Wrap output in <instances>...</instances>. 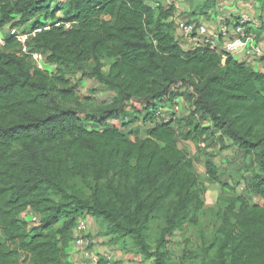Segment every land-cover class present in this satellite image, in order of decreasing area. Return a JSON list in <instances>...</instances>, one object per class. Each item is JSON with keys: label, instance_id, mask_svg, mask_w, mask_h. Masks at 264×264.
<instances>
[{"label": "trees", "instance_id": "16d2710c", "mask_svg": "<svg viewBox=\"0 0 264 264\" xmlns=\"http://www.w3.org/2000/svg\"><path fill=\"white\" fill-rule=\"evenodd\" d=\"M165 1L67 0L52 9L54 0H0V30L12 24L33 32L44 25L38 17L63 23L29 43L48 54L55 74L20 56L12 37L0 47V264H22L23 255L28 264H67L86 214L109 223L150 264H170L171 238L208 205L179 142L194 144L209 180L220 182L214 159L229 140L250 155L252 175L245 195L229 194L201 264H264V74L208 47L184 51L174 35L176 10ZM75 71L113 92L112 103L83 108L67 79ZM180 96L189 111L178 122L149 126L155 110ZM130 119L145 125V138L129 131ZM78 182L89 197L72 191ZM28 207L39 226L20 219ZM159 220L164 228L152 248L149 229Z\"/></svg>", "mask_w": 264, "mask_h": 264}, {"label": "rangeland", "instance_id": "374dc122", "mask_svg": "<svg viewBox=\"0 0 264 264\" xmlns=\"http://www.w3.org/2000/svg\"><path fill=\"white\" fill-rule=\"evenodd\" d=\"M56 6L60 7L65 0H56ZM215 7L210 6L203 8L206 0H182V5L185 7L177 8L178 2H172L169 7L174 6L176 13L181 18L186 15H191L192 18H186L190 24L202 25L205 21L209 22L211 17L208 15L209 12L214 11L216 6H220L223 1L228 0H215ZM184 6V5H183ZM186 8V9H185ZM190 10L189 13L184 11ZM222 23H227L226 18L229 14L227 9H220ZM229 17V16H228ZM62 18V15L58 16ZM238 20V19H236ZM240 20V19H239ZM231 24V23H229ZM32 25H29L31 28ZM7 33V29L5 30ZM46 58V57H45ZM95 65L90 64L86 72L90 74ZM105 69V67H104ZM55 70V69H54ZM50 65L43 67V71L53 72ZM51 74V73H50ZM67 79L72 85H75L78 92V98L81 106L88 111H94L102 107H106L112 103L113 97L109 90L103 87H96L94 82L96 79L89 76H84L82 72L75 71L72 75H68ZM93 81L89 86L86 82ZM79 88V89H78ZM186 91L185 88L182 90ZM129 131H133L140 138H145L147 134L146 127L143 123H131ZM205 128L210 127L209 122L203 124ZM179 148L183 150L194 163L195 172L199 177L200 187L203 190V195L207 200V206L199 213L196 214V220L193 223L185 224L179 228L175 235L171 238L168 245L169 249V262L182 263V264H201L202 263V251L204 246L215 236L219 226L222 222L220 215H223L224 209L229 205L228 199L231 196L245 195V180L252 175L253 162L250 155L246 154L245 151H240L232 141H228V149L218 155L214 162L219 169L220 182L210 181L206 170L205 160L197 151L194 144L179 142ZM250 170H248V169ZM82 189L84 196L90 195V190L82 182H78L72 189ZM229 188L230 193L226 191ZM251 204H261L258 198H252L248 201ZM87 216H90L87 214ZM98 228V236L102 239L108 240V244L114 246L116 250V261L121 264H150L148 261L143 259L137 254L134 245L129 239L118 240L116 235L112 232L109 223L102 220L95 221ZM63 221L60 223L62 226ZM164 228V221H154L151 224L148 234V243L152 248H155L156 243L160 237V232ZM118 252L121 253L118 254ZM214 254V253H213ZM103 257V256H102ZM29 258L26 255L22 257V264H28Z\"/></svg>", "mask_w": 264, "mask_h": 264}, {"label": "built area", "instance_id": "2783aa9c", "mask_svg": "<svg viewBox=\"0 0 264 264\" xmlns=\"http://www.w3.org/2000/svg\"><path fill=\"white\" fill-rule=\"evenodd\" d=\"M67 1V0H65ZM149 5L156 7L157 5L149 2ZM247 16L243 15L241 22L231 26L226 22L223 23L217 32H213L203 25L190 24L187 21H172L174 24L175 39L181 45L184 42L192 43L196 49L211 48L217 50L224 58L236 57L238 54H246L248 58L251 56H263L264 49L256 42L254 36L248 34L246 30ZM63 25L62 22L55 21L53 23H45L43 27L33 31L24 32L19 28L13 27L12 24L5 29L0 30V47L3 48L7 44V37H12L19 45V55L31 57L35 66L43 71L46 64L49 65L47 56L44 52L31 51L29 48L30 41L37 34L43 31H49L52 28H59ZM65 29L72 28L71 24H65ZM7 29V33L6 30ZM46 57V58H45ZM189 111V105L183 96L177 97L172 104L160 107L152 114V120L149 121V126L152 124H173L178 122ZM23 222H26L29 227H37L40 224V215L37 214L31 207H28L20 216ZM83 251L91 250L96 241L89 234V223L84 215L81 216L72 240ZM106 264H121L116 261L114 254L106 253L104 256ZM100 258L94 257L90 264H98Z\"/></svg>", "mask_w": 264, "mask_h": 264}, {"label": "crops", "instance_id": "0c3cea01", "mask_svg": "<svg viewBox=\"0 0 264 264\" xmlns=\"http://www.w3.org/2000/svg\"><path fill=\"white\" fill-rule=\"evenodd\" d=\"M172 2H178L179 4L177 8L185 7L186 5H182V0H167L164 2V6L166 8H169V5H171ZM56 3H58L56 0H54V3L52 5V9H57L58 6H56ZM205 3V2H204ZM174 8V6H171ZM220 9H227L229 11V14L227 13L226 21L227 24L231 23V26L237 25L241 22V18L243 15L247 16V22H246V30L249 35L254 36L256 39V42L262 46L264 49V2H260L258 0H228L223 1L220 6H216L214 11H211L208 13V15L211 17V20L209 22L205 21L202 25L209 28L213 32H217L220 28V26L223 24L221 21V14ZM186 9V8H185ZM185 13H189L190 10L184 11ZM62 15V14H61ZM60 16V14L58 15ZM192 18V16L186 15L183 18L178 13H175L174 18L172 21H187L186 18ZM17 20L20 19V17H16ZM238 19V20H236ZM240 19V20H239ZM39 24H45L46 21L43 17H38L36 20ZM181 48L186 52H191L196 50V47L192 43L184 42L181 45ZM46 54V53H45ZM48 57V54H46ZM236 59L240 60L242 63H245L248 67H250L254 72L256 73H262L264 74V55L263 56H251L248 58L246 54H238L235 57ZM49 63V62H48ZM49 65L52 67V70H56L57 66L54 64ZM54 70V71H55ZM105 73L109 72V67L105 66L104 69ZM50 73H53L52 71ZM93 81L86 82V85L89 86ZM96 84V87H103L98 82H94ZM111 96L114 98L115 94L113 92H110ZM191 144V143H190ZM88 223H89V234L94 237L96 244L94 247L89 250L88 252H85L82 250V248H79L76 246L75 243L71 242L66 250L67 254V264H90L91 259L94 257L101 258L106 253L111 252L114 254L115 259L117 254L116 250L114 249V246L108 244V240L102 239V237L98 236V228L96 226V219L92 216L85 215ZM116 254V256H115ZM118 254L121 255L120 252ZM118 260V259H117Z\"/></svg>", "mask_w": 264, "mask_h": 264}]
</instances>
